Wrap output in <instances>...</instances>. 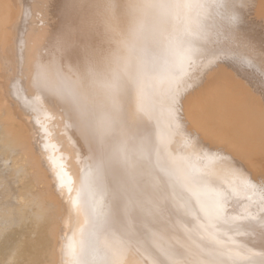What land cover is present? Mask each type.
Wrapping results in <instances>:
<instances>
[{
  "label": "bare ground",
  "instance_id": "6f19581e",
  "mask_svg": "<svg viewBox=\"0 0 264 264\" xmlns=\"http://www.w3.org/2000/svg\"><path fill=\"white\" fill-rule=\"evenodd\" d=\"M189 2L193 23L165 48L168 11L124 47L127 0H0V264H74L69 245L81 264L260 251L248 217L264 209V0H243L234 39L241 0Z\"/></svg>",
  "mask_w": 264,
  "mask_h": 264
},
{
  "label": "clouds",
  "instance_id": "9594fccd",
  "mask_svg": "<svg viewBox=\"0 0 264 264\" xmlns=\"http://www.w3.org/2000/svg\"><path fill=\"white\" fill-rule=\"evenodd\" d=\"M127 5L126 38L120 41L124 47L128 46L129 40L136 41L142 37L145 19L150 14L164 11L171 13L169 19L160 22V36L156 41L165 48L174 44L177 36L193 23V4L189 0H127Z\"/></svg>",
  "mask_w": 264,
  "mask_h": 264
},
{
  "label": "snow or ice",
  "instance_id": "6c2138e0",
  "mask_svg": "<svg viewBox=\"0 0 264 264\" xmlns=\"http://www.w3.org/2000/svg\"><path fill=\"white\" fill-rule=\"evenodd\" d=\"M217 4L219 7L225 6L224 0H217ZM244 7L245 5L243 3V0H241L239 8L230 11L227 16V21H228L227 31L230 34V38L234 39L236 36L238 25L242 22V9ZM231 50L232 49L227 48L221 54L227 55L228 52H230ZM260 55L261 58L264 59V52H261ZM216 58H217L216 56H213L212 60H210L209 63H212L213 60H215ZM37 76L38 77L40 76L39 72L37 73ZM178 95L179 93L178 91H176L171 98L172 107L169 109V114L172 117V119H179L177 115L178 112L177 106L179 104ZM58 186L61 188L65 186V181L62 176L59 178ZM69 191H71L70 188ZM80 203H81V198H80V194L78 193L77 196L74 197L72 200L73 208L79 207ZM85 210L91 212L92 214V219L94 224L93 234H96L98 231H102L106 225V219H99L95 208L89 209L88 207H86ZM248 218L255 225L252 232L251 243L253 244L254 247H258L260 251L256 253H252L251 250L249 249L248 251L250 254L248 255L237 253V256L235 258L229 257L226 264H264V209L258 212L257 215L255 216L249 215ZM244 247H246V245ZM68 254L74 258V264H81L79 257H77L75 253L72 251L71 245L68 246ZM102 264H104V261L102 262Z\"/></svg>",
  "mask_w": 264,
  "mask_h": 264
},
{
  "label": "rangeland",
  "instance_id": "374dc122",
  "mask_svg": "<svg viewBox=\"0 0 264 264\" xmlns=\"http://www.w3.org/2000/svg\"><path fill=\"white\" fill-rule=\"evenodd\" d=\"M254 27H256V26H254ZM255 29H257V28H255ZM258 30V29H257ZM259 34H261L262 32H258ZM264 34V32L261 34V36ZM263 38H264V35H263ZM232 57V56H231ZM240 60V59H239ZM242 60V59H241ZM246 61H247V63H248V65H250L252 62L251 61H249V60H247V59H245ZM252 65V64H251ZM250 65V66H251ZM216 82H217V80H215ZM215 81H214V84H215ZM213 84V83H212ZM211 84V85H212ZM213 84V85H214ZM27 132H23V131H21V130H18V129H14V130H7L6 131V137H7V139H10V140H13V141H15L14 142V145L13 146H15V145H17V148H15L16 150H15V153H14V155H16L15 157H17L18 158V156H19V154L21 153V152H24V153H26V157H27V161H29V159H30V157H28V154H29V151H30V149H29V147H28V145H27ZM31 142V141H30ZM13 143V142H12ZM11 144V141H10V143H7V144H5V145H10ZM31 145H32V143H31ZM19 160H20V158H18ZM25 163V162H24ZM126 169V168H125ZM119 201H120V199H118L116 202H115V204L116 203H119Z\"/></svg>",
  "mask_w": 264,
  "mask_h": 264
}]
</instances>
